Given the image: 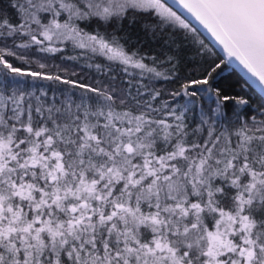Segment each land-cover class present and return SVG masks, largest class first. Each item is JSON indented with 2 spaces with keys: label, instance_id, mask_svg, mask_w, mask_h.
I'll use <instances>...</instances> for the list:
<instances>
[{
  "label": "snow or ice",
  "instance_id": "snow-or-ice-1",
  "mask_svg": "<svg viewBox=\"0 0 264 264\" xmlns=\"http://www.w3.org/2000/svg\"><path fill=\"white\" fill-rule=\"evenodd\" d=\"M0 264H264V0H0Z\"/></svg>",
  "mask_w": 264,
  "mask_h": 264
},
{
  "label": "trees",
  "instance_id": "trees-1",
  "mask_svg": "<svg viewBox=\"0 0 264 264\" xmlns=\"http://www.w3.org/2000/svg\"><path fill=\"white\" fill-rule=\"evenodd\" d=\"M141 28H142V25H141L140 23H137V24H135V25H129V26H128V30H129L130 32H132L134 35L139 34V35L143 36V33H142V31H141ZM203 38L206 40V42H209V43H210V40H209L206 36H204ZM149 42L151 43V46H152L153 48H156V47H157V44H156L154 41H150V40H149ZM216 51H217L218 55L223 56V54H222L221 52H219L218 49H217ZM77 70H78V71H81V74H82V75H91L90 70L87 69V68H84V69H82V70H81V69H77ZM225 75L229 76V79H230L233 83H235V81H236L237 79H239L241 82L247 80V79L241 74V72H240L239 70H237L236 68H230L228 71H226ZM237 90H239V86H237ZM257 91H258V90H257ZM254 98H255V97H254Z\"/></svg>",
  "mask_w": 264,
  "mask_h": 264
},
{
  "label": "water",
  "instance_id": "water-1",
  "mask_svg": "<svg viewBox=\"0 0 264 264\" xmlns=\"http://www.w3.org/2000/svg\"><path fill=\"white\" fill-rule=\"evenodd\" d=\"M185 15H187L186 13H185ZM189 19L191 20V17H189ZM194 24H195V21L193 20L192 21ZM201 31L203 32V30L201 29ZM205 34V36L210 40L211 38L210 37H208L207 36V33H204ZM223 54V53H222ZM224 55V54H223ZM237 70H239L240 71V69L239 68H236ZM241 72V71H240ZM241 74L244 76V74L241 72ZM245 77V76H244ZM246 79H247V77H245Z\"/></svg>",
  "mask_w": 264,
  "mask_h": 264
}]
</instances>
